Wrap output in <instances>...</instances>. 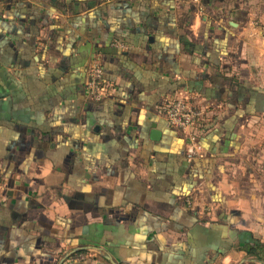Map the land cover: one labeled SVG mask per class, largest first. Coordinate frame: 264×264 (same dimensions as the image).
Wrapping results in <instances>:
<instances>
[{"label":"crops","instance_id":"1","mask_svg":"<svg viewBox=\"0 0 264 264\" xmlns=\"http://www.w3.org/2000/svg\"><path fill=\"white\" fill-rule=\"evenodd\" d=\"M0 176V264H264V0H0Z\"/></svg>","mask_w":264,"mask_h":264},{"label":"built area","instance_id":"2","mask_svg":"<svg viewBox=\"0 0 264 264\" xmlns=\"http://www.w3.org/2000/svg\"><path fill=\"white\" fill-rule=\"evenodd\" d=\"M104 69L99 62H93L87 72L86 90L88 98L95 103L103 102L110 95V88L104 80ZM209 109L189 101L187 98H173L162 109L161 115L167 126L186 135L188 158L196 156L200 132L209 121ZM7 202V184L0 176V208ZM190 205V202H188Z\"/></svg>","mask_w":264,"mask_h":264},{"label":"trees","instance_id":"3","mask_svg":"<svg viewBox=\"0 0 264 264\" xmlns=\"http://www.w3.org/2000/svg\"><path fill=\"white\" fill-rule=\"evenodd\" d=\"M248 255L255 256L258 260H264V245L261 243L246 244L243 248Z\"/></svg>","mask_w":264,"mask_h":264},{"label":"water","instance_id":"4","mask_svg":"<svg viewBox=\"0 0 264 264\" xmlns=\"http://www.w3.org/2000/svg\"><path fill=\"white\" fill-rule=\"evenodd\" d=\"M152 137H153V139H158L159 138V132H157L156 130H154L152 132Z\"/></svg>","mask_w":264,"mask_h":264}]
</instances>
